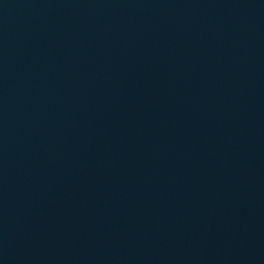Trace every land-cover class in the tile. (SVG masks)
Returning <instances> with one entry per match:
<instances>
[{
	"label": "water",
	"instance_id": "obj_1",
	"mask_svg": "<svg viewBox=\"0 0 264 264\" xmlns=\"http://www.w3.org/2000/svg\"><path fill=\"white\" fill-rule=\"evenodd\" d=\"M0 264H264V0H0Z\"/></svg>",
	"mask_w": 264,
	"mask_h": 264
}]
</instances>
